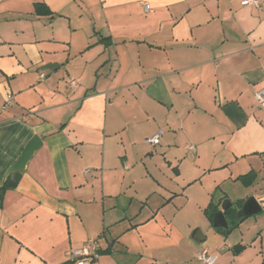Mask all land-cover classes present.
Instances as JSON below:
<instances>
[{"label":"crops","instance_id":"1","mask_svg":"<svg viewBox=\"0 0 264 264\" xmlns=\"http://www.w3.org/2000/svg\"><path fill=\"white\" fill-rule=\"evenodd\" d=\"M259 1L0 0V264H264Z\"/></svg>","mask_w":264,"mask_h":264},{"label":"built area","instance_id":"2","mask_svg":"<svg viewBox=\"0 0 264 264\" xmlns=\"http://www.w3.org/2000/svg\"><path fill=\"white\" fill-rule=\"evenodd\" d=\"M243 5L254 4L256 6H261L259 0H242ZM146 9H150L148 3H144ZM43 76V75H42ZM73 85L76 84L75 81H72ZM255 102L256 104L264 108V87L258 89L255 92ZM13 103V97L9 96L6 105H11ZM161 132L156 133L155 135L145 139L146 142L156 145L160 141ZM193 148V146H191ZM99 243L96 238H91L85 242L84 246L80 249L74 250L70 256L68 264H93L99 257ZM197 258L203 261L206 264H213L217 260V256L209 253L207 248L202 249L197 252Z\"/></svg>","mask_w":264,"mask_h":264},{"label":"water","instance_id":"3","mask_svg":"<svg viewBox=\"0 0 264 264\" xmlns=\"http://www.w3.org/2000/svg\"><path fill=\"white\" fill-rule=\"evenodd\" d=\"M40 143H38L37 138H34L31 140L25 147L24 151L22 152L21 156L18 158V160L11 166V168L8 170L7 175L17 172L20 170H23L32 157L34 151L39 147ZM227 207L223 206V209L220 210L215 217V226L220 227H228V220L225 216L224 210H226ZM262 210L260 203L258 200L254 197H251L242 207V209L239 211L238 215L243 217L247 215H253Z\"/></svg>","mask_w":264,"mask_h":264},{"label":"trees","instance_id":"4","mask_svg":"<svg viewBox=\"0 0 264 264\" xmlns=\"http://www.w3.org/2000/svg\"><path fill=\"white\" fill-rule=\"evenodd\" d=\"M41 9V5L40 4H37V10L39 11ZM17 174L16 172L15 173H12V175H10L8 177V179L5 181L4 185L0 188V191H1V195H3L4 191L10 187H14L16 186L17 184V181H14L12 180V176ZM208 214L210 215V217L212 218V216L215 214V212L217 211L216 210V207L214 208L213 206H210L208 209ZM225 216L226 218L228 219V222H231L229 224V226L227 227L226 231H229L233 226H235L237 224L238 221H240L241 219H243V217H238V209L234 208V207H230V208H227L225 211ZM234 224V225H233ZM100 251V250H99ZM101 253V251H100ZM64 264H68V262H65Z\"/></svg>","mask_w":264,"mask_h":264}]
</instances>
